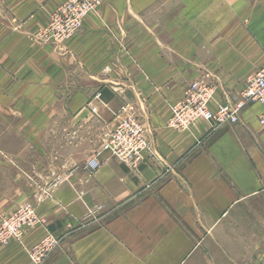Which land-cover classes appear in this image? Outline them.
<instances>
[{
    "label": "crops",
    "instance_id": "0c3cea01",
    "mask_svg": "<svg viewBox=\"0 0 264 264\" xmlns=\"http://www.w3.org/2000/svg\"><path fill=\"white\" fill-rule=\"evenodd\" d=\"M63 1L0 0V217L36 207L45 224L25 245L61 238L45 264H182L194 244L172 209L204 227L197 218L226 213L236 191L264 187V106L212 132L204 119L172 128L170 105L197 79L217 102L245 88L264 65V0H101L56 45L40 31ZM128 103L147 129L144 160L131 169L103 153L93 173L78 167ZM0 264L32 261L13 241Z\"/></svg>",
    "mask_w": 264,
    "mask_h": 264
},
{
    "label": "built area",
    "instance_id": "2783aa9c",
    "mask_svg": "<svg viewBox=\"0 0 264 264\" xmlns=\"http://www.w3.org/2000/svg\"><path fill=\"white\" fill-rule=\"evenodd\" d=\"M101 0H64L51 14L49 24L40 31L42 39L60 45L77 34L83 21L90 13L98 10ZM218 88L203 79L193 81L183 99L170 105L169 125L178 130H188L199 119L211 124L212 132L224 125L236 124L241 113L248 107L260 103L264 106V65L247 80L243 88L233 99L217 102ZM101 99V92L96 94ZM92 113L98 107L88 103ZM117 122L105 136L98 149L82 166L93 173L100 166L104 153L125 163L131 169L144 160L145 153L151 150L147 129L132 104H125L115 112ZM264 122V110L260 117ZM45 224L32 203L20 205L11 214L0 217V244L16 241L22 244L32 264H45L60 245L61 238L48 232L39 242L27 246L24 237L28 230Z\"/></svg>",
    "mask_w": 264,
    "mask_h": 264
},
{
    "label": "rangeland",
    "instance_id": "374dc122",
    "mask_svg": "<svg viewBox=\"0 0 264 264\" xmlns=\"http://www.w3.org/2000/svg\"><path fill=\"white\" fill-rule=\"evenodd\" d=\"M239 92L230 93L227 99H233ZM52 126L53 121H46L48 129L52 130ZM72 126L74 123L63 116L61 130L71 131ZM227 181L235 189L231 181ZM236 192L237 199L226 213L215 219L197 218L204 227L200 223L191 226L172 209L174 220L194 244L182 264H264V187L248 194Z\"/></svg>",
    "mask_w": 264,
    "mask_h": 264
}]
</instances>
